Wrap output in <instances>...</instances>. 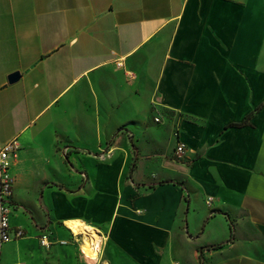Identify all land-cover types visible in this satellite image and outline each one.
<instances>
[{
	"label": "crops",
	"instance_id": "0c3cea01",
	"mask_svg": "<svg viewBox=\"0 0 264 264\" xmlns=\"http://www.w3.org/2000/svg\"><path fill=\"white\" fill-rule=\"evenodd\" d=\"M13 138L0 264H264V0H0Z\"/></svg>",
	"mask_w": 264,
	"mask_h": 264
},
{
	"label": "built area",
	"instance_id": "2783aa9c",
	"mask_svg": "<svg viewBox=\"0 0 264 264\" xmlns=\"http://www.w3.org/2000/svg\"><path fill=\"white\" fill-rule=\"evenodd\" d=\"M118 65H120V63ZM154 120L157 121L158 118L155 117ZM18 150L19 144L15 138L4 143H0V256L3 244L23 235L22 229L17 228L12 230L9 224V218L13 211L11 197L15 181V177L11 171V165L12 159L16 156ZM184 150L185 144L183 142H177L174 147L173 154L176 158H181ZM99 157L104 158V154L102 153ZM209 202L210 198L207 199V203ZM73 235L75 236V234ZM38 240L39 244L46 248H48L51 244L46 232H42L39 235ZM82 254L84 255L83 252Z\"/></svg>",
	"mask_w": 264,
	"mask_h": 264
},
{
	"label": "bare ground",
	"instance_id": "6f19581e",
	"mask_svg": "<svg viewBox=\"0 0 264 264\" xmlns=\"http://www.w3.org/2000/svg\"><path fill=\"white\" fill-rule=\"evenodd\" d=\"M66 227L81 239L80 249L87 256H96L101 243L100 234L91 226L84 224L80 220H70L65 222Z\"/></svg>",
	"mask_w": 264,
	"mask_h": 264
},
{
	"label": "trees",
	"instance_id": "16d2710c",
	"mask_svg": "<svg viewBox=\"0 0 264 264\" xmlns=\"http://www.w3.org/2000/svg\"><path fill=\"white\" fill-rule=\"evenodd\" d=\"M258 108H259V106L256 107L255 110L249 112V113L245 116V118H244L242 121H240V122H235V123H231V124H229L228 126H243V125L248 124V120H249V118L251 117V115H252V114H253ZM134 167H135V159L132 160V162H131V164H130V173L133 171ZM166 182H168V181L161 180V181H158L157 184H163V183H166ZM169 182L174 183V184H179V182H177V181H169ZM150 186H153V184H150ZM230 229H232L231 225H230Z\"/></svg>",
	"mask_w": 264,
	"mask_h": 264
},
{
	"label": "rangeland",
	"instance_id": "374dc122",
	"mask_svg": "<svg viewBox=\"0 0 264 264\" xmlns=\"http://www.w3.org/2000/svg\"><path fill=\"white\" fill-rule=\"evenodd\" d=\"M100 235H101V234H100ZM76 236L78 237V242H79V246H80V244H81V240H80V238H79L80 236H79V235H76ZM100 237H101V236H100ZM102 251H103V243L101 242L100 245H99V253H100V255L102 254ZM99 253H98L97 258H96L97 260L99 259V256H100ZM96 259H95V260H96Z\"/></svg>",
	"mask_w": 264,
	"mask_h": 264
},
{
	"label": "water",
	"instance_id": "95a60500",
	"mask_svg": "<svg viewBox=\"0 0 264 264\" xmlns=\"http://www.w3.org/2000/svg\"><path fill=\"white\" fill-rule=\"evenodd\" d=\"M17 74L16 73H14V74H12L10 77H9V80L10 81H13V80H15L16 78H17Z\"/></svg>",
	"mask_w": 264,
	"mask_h": 264
}]
</instances>
